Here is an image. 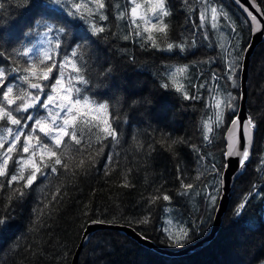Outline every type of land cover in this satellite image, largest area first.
Here are the masks:
<instances>
[{"label": "trees", "instance_id": "trees-1", "mask_svg": "<svg viewBox=\"0 0 264 264\" xmlns=\"http://www.w3.org/2000/svg\"><path fill=\"white\" fill-rule=\"evenodd\" d=\"M145 1L137 0L142 4L143 12L147 8ZM258 2L264 12V0ZM105 3L104 12L108 19L97 23L106 25L108 30L95 36L90 27L91 18L71 16L67 14V5L62 8L54 0H43L42 4L40 0H33V4L39 6L28 8L24 7L28 0H0V27L6 28L0 48L7 49L6 59H0V68L5 71L6 83L23 75V69L32 63L37 64V76L41 75L42 66L31 57L42 55L38 39L46 30L43 23L55 22L66 29L60 36L50 33L54 47L55 40H61L60 48L55 47L52 55L57 68L52 70L49 81L29 74L30 82L42 86L51 83L67 55L70 59L62 69L64 76L75 75L73 64L80 67L81 63H87L84 75L89 83H74L81 96L108 105L106 110L91 103L75 106L74 111L78 109L81 114L86 113L84 118L90 123L77 122L81 144L65 137V143L59 146L58 154L64 153L61 158L68 164L67 169L57 165V174H50L47 179L38 174L22 198L13 197L9 202L0 192V217L7 221L0 224V264H71L86 219L98 218L129 225V221L150 215L148 225L131 226L158 245L172 249L197 240L210 228L221 191L217 194L215 206H211L206 193L213 190L217 178L208 169L212 163L217 167L224 163L225 148L220 143L238 106L236 94L239 89L235 88L240 71L237 84L232 87L225 78L228 75L226 64L231 59L225 50L231 51V46L236 43L241 47L248 45L251 27L232 0H211V3L228 13L238 36L231 32L222 15L217 29L206 25L204 29L196 30L202 8L200 0H188V4H183L182 0H167L171 11V15L164 18L169 24L167 36L163 37L156 30L151 34L161 48L168 42H190L193 38L196 47L184 52L178 49L162 51L150 46L151 41L146 40L149 33L143 32L144 24L139 18L140 29L130 23L128 10L132 5L128 0H105ZM121 11L125 13L122 19L119 18ZM41 15L45 20L40 25L32 29L25 27L34 17L39 20ZM147 27L151 29V23ZM137 31L142 35L137 36ZM9 40L13 47H8ZM33 46L35 49L30 56L19 54ZM73 50L77 53L75 58H71ZM45 62L51 64L53 61L46 59ZM251 63L248 108L256 127L254 153L233 188L229 209L215 238L191 254L172 256L139 243L121 230L103 229L92 235L81 253L79 264H264V168L256 171L264 157V42L255 50ZM183 65H188L187 71L183 75L177 74L175 79L195 99H185L168 79L169 73ZM109 68L111 72L106 71ZM164 83L170 86L164 88ZM23 86L27 88V82ZM29 90L33 94L37 91ZM44 91L47 93L48 89ZM231 92L236 97L233 101L235 111L223 103L217 108L216 104ZM15 94L14 88L10 96ZM72 95L75 98V91ZM43 99L42 95L41 101ZM29 111L33 115L46 114L39 104L35 110ZM217 112L222 113L218 122ZM227 114L228 123L224 121ZM104 120H109L118 137L117 141L111 137L103 140V151H100L101 145L95 137L97 129L92 125L102 124ZM206 121L213 129L209 134L211 142L203 139ZM12 127L15 131V126ZM24 132L27 134L28 129ZM0 135H6L2 128ZM165 137L169 141L182 138L186 143L175 145L169 151L167 143H161ZM24 139L21 136L17 148ZM33 139L29 141L30 152L31 146L36 145ZM8 146L5 143L4 149ZM9 155L12 156L8 162L11 173L20 153L14 149ZM29 155L23 154L25 159ZM202 155L206 157L203 161ZM108 157L112 158L110 163ZM39 159L40 152L37 161ZM81 159L84 164L77 167ZM49 162L46 158L45 163ZM41 167L49 171L43 169V165ZM28 171L25 168V176ZM198 174H201L199 180L196 179ZM178 175L185 183L191 182L195 186L188 195L180 194ZM125 178L127 187L124 186ZM157 189L170 195L171 200L149 203V197L158 194ZM248 193L252 195L245 208L236 215L237 205ZM85 212L89 214L87 217ZM181 227L191 229L190 238L180 245H173L165 230L176 233Z\"/></svg>", "mask_w": 264, "mask_h": 264}, {"label": "snow or ice", "instance_id": "snow-or-ice-1", "mask_svg": "<svg viewBox=\"0 0 264 264\" xmlns=\"http://www.w3.org/2000/svg\"><path fill=\"white\" fill-rule=\"evenodd\" d=\"M41 4L43 0H40ZM54 2L60 6L64 7L68 6L67 14L80 18V19H90V27L92 29V35L99 36L104 33L106 30V25L102 23H97V21H107L108 17L104 12L106 8L105 0H54ZM146 2L150 5L148 9L152 17L151 19L146 17L143 14L142 4L138 3L137 0H128V3L132 5L128 10L130 13V23L134 25L137 29L141 28V25L137 23V19L139 18L143 24V32H148L149 35L146 37V40L151 41V47L157 48L162 51H173L178 49L180 52H184L189 48L196 47V40L193 38L190 42L188 40H182L180 43L176 42H168L161 48L160 44L157 43V40L151 34L152 30L158 31L163 37L167 36V30L169 28V24L165 23L164 18L171 15L170 9L167 7V0H146ZM235 2L240 5L241 0H235ZM252 6L256 8L258 12H260L261 16H264V12L260 11L259 5L256 4L255 0H250ZM183 4H188V0H182ZM202 8L199 12V24L197 25L196 30H202L206 25H209L212 29H217L219 27V17L222 15L224 20L228 23V27L230 28L232 33H235L237 36L239 35L236 25L231 21L228 13L220 8L219 10L215 5L211 3V0H200ZM91 5V7H89ZM38 7V4H33V0H28V4L24 5L25 8L28 7ZM242 6V5H241ZM243 7V6H242ZM138 9H141V12H138ZM243 11L246 13L247 20L246 23L252 25L250 31H255V24H258L257 16L254 15L247 7H243ZM125 13L121 11L119 13V18H123ZM155 20L153 23L152 20ZM45 18L41 15L40 19L37 20L35 17L33 20L27 24L25 27L27 29H32L34 26L40 25ZM151 23V29L147 27V25ZM195 23V21H193ZM159 25V27H158ZM43 27L46 29L43 33L44 37L47 38L50 33H56L57 36L61 34H65L66 29L63 26H59L57 23H43ZM6 28L0 27V43L4 42V33ZM137 36H141L142 32L137 31ZM127 38V37H126ZM205 38H207L205 36ZM19 42V41H17ZM8 47H13L11 40L8 42ZM49 43H52L49 40ZM61 45V40H55V47L59 49ZM76 47H84L82 45H76ZM223 48V45H221ZM251 48V44L245 45L241 47L239 43L231 46V51L225 50L227 55L231 57V59L226 64V71L228 75L225 77L229 80L230 85L235 87L238 81V72L243 69L242 56L244 53L248 52ZM35 46L26 48L22 53H19L23 56H30L34 52ZM6 48H0V59H6L5 53ZM40 52L42 55L38 54L36 56H32L31 59L34 61H38L39 65H41V75L37 76L36 73V63H32L30 66H26L23 69V75L16 76L12 81L5 82V71L3 68H0V128H2L3 132L6 135H0V149H4L5 143H8V147L4 149L3 152H0V192H3L10 202L13 197L19 199L22 198L26 194V190L31 188L34 182L37 180L38 174L45 179L48 178L50 174H57L58 169L57 165L61 166L64 169L68 168V164L62 160V155L64 153L58 154L59 146L64 144V138L68 137L69 141H74L75 144H81V137L77 136V122L83 124H89L90 122L85 119L86 113L81 114L79 110H75L76 105H80L81 103L87 104H95L98 109L106 110L108 105L106 103L100 102L97 103L95 101L90 100L88 97H84L80 95V89L76 87L75 82L81 84L89 83L88 79L85 78L84 73L87 71V63H81L80 67H77L73 64V70L75 75L69 74L67 77L68 86L64 87L63 81L65 79L63 74V67L70 59L67 55L64 58V63L61 64L60 69H58V75L55 79L52 80L51 83L41 85L40 83H32L29 80V74L35 76L37 79H42L44 81L50 80V74L54 68H57V64L53 59V56L49 54L48 50L41 49ZM232 53H235L233 56ZM77 55L76 51L73 50L71 53V58H75ZM52 60L51 64L45 62V60ZM207 62V61H204ZM188 69V65H183L180 67H176L174 72L169 73L168 79L171 81V85L176 87L177 91L182 92L185 99H195V96H189L187 91L184 90V85L182 83H177L175 77L177 74L183 75ZM11 71L15 72L17 69H12ZM107 72H111V69H107ZM215 79H219L216 74H213ZM27 82V88L23 85ZM170 86L169 83L162 84V87L168 88ZM14 88L16 89L15 96H10L13 93ZM47 88L48 92L45 93L44 89ZM59 91H62L64 94L59 95L58 99H54V96L58 95ZM29 89H36L37 91L33 94ZM75 91L76 95L73 98V92ZM44 96L43 101H41V96ZM236 100V97L232 96L230 93L226 94L222 101L216 104V107L219 108L220 104L223 103L225 107L232 108L235 111L233 101ZM39 104L40 108L45 110V115H33L29 110H35L36 105ZM14 107H11L13 106ZM15 113V114H14ZM61 113L64 115L62 116ZM19 114V115H16ZM217 122L222 119V113H216ZM24 123H21V122ZM31 123V127L29 124ZM233 126H238V118H234L231 121ZM15 126V131L12 126ZM92 127L97 129L95 133L96 142L101 145L100 151H103V140L111 137L113 141H117L118 133L115 128L112 127V124L109 120H104L102 124H93ZM28 129L27 134L24 132V129ZM244 128V148L242 151L239 149H233L232 145L229 144L226 146L225 151L223 152L224 163L217 167L215 163H212L210 169H208L210 174H214L217 178L216 183L213 186V190L211 192H207V198L211 206H215L217 200V194L221 191L222 187L225 184L224 180V170L228 167V159L230 157L239 156L238 167L240 169H244L246 162L250 158V145L249 138L250 133L249 129L255 128V121L251 116H249L246 122L243 125ZM91 131V128L89 129ZM213 131L212 127L206 121L204 124V135L203 139L205 141L211 142L210 133ZM231 131V129H229ZM101 133L103 135H101ZM40 134H43L41 137ZM21 136H24V142L20 144L19 148L17 145L20 143ZM35 136L36 145L31 146L29 141L33 139ZM161 143H167V147L169 151L173 150V146L178 144L186 143L182 138L176 139L172 138L170 141L165 137ZM89 146L90 145H86ZM194 150L196 146H192ZM14 149L20 153L15 161V168L12 172H9L8 162L12 160V156L9 155L13 152ZM47 150V159L50 161L49 163H45V156L43 154V150ZM82 149H78L81 151ZM38 152H40V159L37 162L34 157L37 156ZM24 153H30L27 159L24 158ZM91 155V154H89ZM203 161L206 159L205 156L200 157ZM108 162L110 163L112 158L108 157ZM84 164V160L81 159L77 167H81ZM43 169H48L49 171H44ZM25 168L29 169L28 175L25 176L24 171ZM264 168V157L261 158L256 171H261ZM179 173V167H178ZM200 175L198 174L196 179H200ZM178 179L180 180V188L182 189L181 195H188L192 190H194V185L191 182L185 183L184 178L181 175H178ZM15 183V187L13 184ZM124 186H129L127 183V178H125ZM255 189V185L252 186ZM158 194H154L149 197V203L155 204L157 200L162 199L163 201H170L171 196L166 192L160 193L159 189H157ZM252 193H248L242 197L241 202L237 205L235 209L236 215H240L242 210L245 208L250 196ZM55 198V197H53ZM85 217L89 214L87 212L84 213ZM6 219L4 217H0V224L6 223ZM106 223L103 219L93 218L86 219L84 225H82V231L85 232V235H88L87 227L91 225H101ZM150 223V215H144L139 219H135L129 221V225H148ZM170 223V222H169ZM191 229L188 227H181L179 232L173 233L165 230L168 240L173 245H180L183 242L187 241L190 238Z\"/></svg>", "mask_w": 264, "mask_h": 264}, {"label": "water", "instance_id": "water-1", "mask_svg": "<svg viewBox=\"0 0 264 264\" xmlns=\"http://www.w3.org/2000/svg\"><path fill=\"white\" fill-rule=\"evenodd\" d=\"M237 8L241 11V14L247 19L246 13L243 11V7H247L249 11H251L254 15L257 16V20L259 21L258 24H255V31H251V37L248 44H251V48L248 52L243 54L242 63L243 69L240 71V96H239V104L238 109L232 118H238V126H233L231 121L226 125V130L224 133V142H225V149L226 146L231 144L233 149H239L240 151L244 148V128L243 125L246 122L247 118L250 115L249 108H248V79H249V67L250 62L252 61L253 55L257 47L264 42V16L260 15V12L254 8L250 2V0H241L240 5H238L235 0H232ZM256 4L259 5L260 11L262 12L263 9L259 4L258 0H255ZM243 7H242V6ZM252 28V25L249 24ZM231 129V131H229ZM250 138H249V145H250V158L246 162L244 169H240L238 167V160L239 156L230 157L227 161L228 167L224 170V180L225 184L221 189L217 205L214 210L212 222L210 225L209 230L200 238L195 241H192L186 245L181 246L177 249L167 248L158 245L155 241L151 238L141 234L137 231L134 227L119 224V223H109L106 222L101 225H91L87 227L88 235H85L83 232L80 242L75 250V253L72 258L71 264H79V259L83 249L86 247L88 242L90 241L92 235L100 230L103 229H116L125 232L128 236L134 238L139 243L153 248L163 254L172 255V256H183L191 254L194 251L200 250L204 246L208 245L217 235L219 230L222 227L225 215L230 206V200H232L234 187L238 181V179L243 175L247 169V163H249L253 157V149L255 148V137H256V127L254 129H249Z\"/></svg>", "mask_w": 264, "mask_h": 264}, {"label": "rangeland", "instance_id": "rangeland-1", "mask_svg": "<svg viewBox=\"0 0 264 264\" xmlns=\"http://www.w3.org/2000/svg\"><path fill=\"white\" fill-rule=\"evenodd\" d=\"M146 2V1H145ZM146 4V5H145ZM144 4V6L145 7H147L146 8V10L143 12V14L146 16V17H148V18H150L151 19V17H152V14H151V12L148 10L149 8H150V5L146 2ZM138 12H141V9H138ZM49 40H51L52 41V43H49ZM38 43H39V45H41V47H42V49H45V50H48L49 51V54L50 55H53V53H54V51H55V47H54V45H53V39H52V35L51 34H49V36L47 37V38H45L44 37V35L42 34L41 35V37L38 39ZM253 59V58H252ZM252 62V61H251ZM250 62V63H251ZM251 65H252V63L250 64V67H249V74H250V72H251ZM249 74H248V76H249ZM65 77V79H64V81H63V84H64V87H67L68 86V81H67V75H65L64 76ZM249 83H250V76H249V79H248V92H249ZM231 87V86H230ZM239 87H240V77H239V82H238V86L235 88V89H239ZM237 89V90H238ZM64 93L62 92V91H59V88H58V95L57 96H54V99H58V96L59 95H63ZM231 94H232V96H234L235 97V93H233V92H231ZM238 96V100H239V96H240V89H239V93H238V91H237V94H236V97ZM237 100V101H238ZM248 100H249V96H248ZM247 100V101H248ZM238 104H239V101H238ZM90 106V105H89ZM248 106H249V101H248ZM90 108H91V106H90ZM237 109H238V106H237ZM228 114H227V116H226V119L224 120L225 122H227L228 123ZM226 124V123H225ZM33 140H35V139H33ZM223 140V139H222ZM207 144H209V143H207ZM221 145L223 144V147L225 148V142H224V140H223V142H221L220 143ZM219 144V145H220ZM43 154H44V156H45V159L47 158V150L45 149V150H43ZM34 159L37 161V156L36 157H34ZM37 162H39V160L37 161ZM225 215V214H224Z\"/></svg>", "mask_w": 264, "mask_h": 264}]
</instances>
